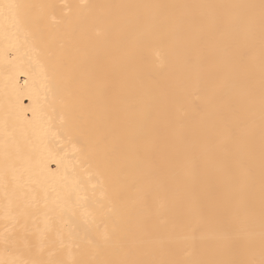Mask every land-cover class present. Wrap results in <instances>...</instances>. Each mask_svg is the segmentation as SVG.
I'll list each match as a JSON object with an SVG mask.
<instances>
[{
	"label": "bare ground",
	"instance_id": "1",
	"mask_svg": "<svg viewBox=\"0 0 264 264\" xmlns=\"http://www.w3.org/2000/svg\"><path fill=\"white\" fill-rule=\"evenodd\" d=\"M0 264H264V0H0Z\"/></svg>",
	"mask_w": 264,
	"mask_h": 264
},
{
	"label": "snow or ice",
	"instance_id": "2",
	"mask_svg": "<svg viewBox=\"0 0 264 264\" xmlns=\"http://www.w3.org/2000/svg\"><path fill=\"white\" fill-rule=\"evenodd\" d=\"M7 7H9V8H17L19 6L18 5H8Z\"/></svg>",
	"mask_w": 264,
	"mask_h": 264
}]
</instances>
